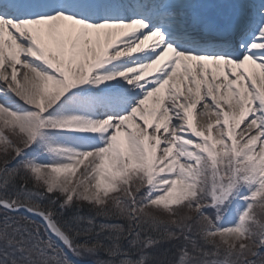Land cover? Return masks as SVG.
<instances>
[{
	"label": "snow or ice",
	"instance_id": "1",
	"mask_svg": "<svg viewBox=\"0 0 264 264\" xmlns=\"http://www.w3.org/2000/svg\"><path fill=\"white\" fill-rule=\"evenodd\" d=\"M0 81V264H264V0H0Z\"/></svg>",
	"mask_w": 264,
	"mask_h": 264
},
{
	"label": "trees",
	"instance_id": "2",
	"mask_svg": "<svg viewBox=\"0 0 264 264\" xmlns=\"http://www.w3.org/2000/svg\"><path fill=\"white\" fill-rule=\"evenodd\" d=\"M84 209L86 210L87 208L85 207ZM175 255V246L173 245H165L164 248L158 249L156 252L153 253L155 259L160 262L167 261V264L174 259Z\"/></svg>",
	"mask_w": 264,
	"mask_h": 264
},
{
	"label": "bare ground",
	"instance_id": "3",
	"mask_svg": "<svg viewBox=\"0 0 264 264\" xmlns=\"http://www.w3.org/2000/svg\"><path fill=\"white\" fill-rule=\"evenodd\" d=\"M4 85H3V82L2 81H0V87H3ZM200 111H202V109H199V107H198V109L196 110V114H198V116H201L200 115ZM208 119H209V122L211 121H213L214 122V120H215V117H213V116H211V117H208ZM204 120H205V118H204ZM206 121V120H205ZM201 124H199L198 123V127H201V126H203V127H206V124L204 123V122H200ZM242 128L244 127L243 125L241 126Z\"/></svg>",
	"mask_w": 264,
	"mask_h": 264
}]
</instances>
